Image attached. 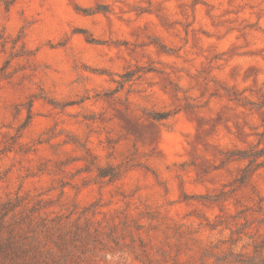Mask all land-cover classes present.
I'll return each mask as SVG.
<instances>
[{
	"label": "rangeland",
	"instance_id": "1",
	"mask_svg": "<svg viewBox=\"0 0 264 264\" xmlns=\"http://www.w3.org/2000/svg\"><path fill=\"white\" fill-rule=\"evenodd\" d=\"M0 38V202L66 229L90 219L99 264L252 252L264 0H0Z\"/></svg>",
	"mask_w": 264,
	"mask_h": 264
},
{
	"label": "trees",
	"instance_id": "2",
	"mask_svg": "<svg viewBox=\"0 0 264 264\" xmlns=\"http://www.w3.org/2000/svg\"><path fill=\"white\" fill-rule=\"evenodd\" d=\"M1 1L8 8L16 2V0ZM258 154L259 157H262L264 151ZM256 158L258 157L255 156ZM99 170H101L99 177L110 176L112 181L119 179L121 174L114 169H111L110 173L105 169ZM251 172L250 168L244 170L241 183L247 184ZM262 202L264 199L261 200ZM25 204L26 199L23 197L15 198L13 201L0 202V264H99L87 256L91 243L96 248L104 244L103 239L99 238V234H97L98 231L92 230L90 219H86L82 226H79V223H73L69 229H66L67 224L63 222L62 218L48 219L46 214V218L37 221L34 216L29 217L22 212L19 213L18 208ZM72 226L75 229H71ZM233 234L235 233L233 232ZM260 235L262 234L254 239L252 252H237L235 240L222 255H218L214 248L204 250L200 262L201 264H213L210 261L218 255L217 262L214 264H264V235ZM48 238L60 251L59 255L50 247ZM78 252H81L83 257L77 255Z\"/></svg>",
	"mask_w": 264,
	"mask_h": 264
}]
</instances>
